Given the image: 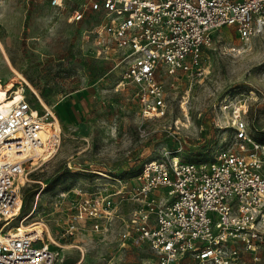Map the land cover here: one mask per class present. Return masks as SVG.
Returning a JSON list of instances; mask_svg holds the SVG:
<instances>
[{"label":"built area","instance_id":"built-area-1","mask_svg":"<svg viewBox=\"0 0 264 264\" xmlns=\"http://www.w3.org/2000/svg\"><path fill=\"white\" fill-rule=\"evenodd\" d=\"M41 1L63 8L67 0ZM71 1L72 23L103 14L89 37L106 50L124 51L123 79L149 120L168 114L160 74L173 85L183 75L191 81L204 75L210 68L206 51L224 27H235L245 44L264 33V0ZM0 85L8 83L1 79ZM218 111L229 118L233 136L212 160L166 156L146 163L136 186L117 180L116 191L78 190L75 219L110 233L118 207L129 203L133 209L117 238L122 246L147 245L155 254L151 264H247L245 253L255 255L264 243V144L252 134L245 100L226 99ZM50 115L30 102L26 87L0 96V264H61L50 241L20 229L23 219L12 226L22 212L19 180L31 156L42 147L54 152L57 135L43 138Z\"/></svg>","mask_w":264,"mask_h":264},{"label":"rangeland","instance_id":"rangeland-1","mask_svg":"<svg viewBox=\"0 0 264 264\" xmlns=\"http://www.w3.org/2000/svg\"><path fill=\"white\" fill-rule=\"evenodd\" d=\"M74 6L71 0L63 8L41 0H0V81L8 83L0 89L26 87L40 112L51 111L47 122L57 135L48 161L30 160L19 180L23 207L12 226L35 212L30 223L44 224L45 240L59 249L61 264H151L155 254L147 245L122 246L117 238L132 204L118 207L110 233L95 232L75 219L77 191H116L117 180L136 186L145 164L166 156L212 160L233 136L229 118L218 111L226 99L247 102L252 134L264 144V33L245 44L235 27H224L206 51L210 68L204 75L192 81L183 75L173 85L160 74L168 114L149 120L123 79L124 51L106 50L89 37L103 14L72 23ZM255 255L245 253L247 264H264V243Z\"/></svg>","mask_w":264,"mask_h":264},{"label":"bare ground","instance_id":"bare-ground-1","mask_svg":"<svg viewBox=\"0 0 264 264\" xmlns=\"http://www.w3.org/2000/svg\"><path fill=\"white\" fill-rule=\"evenodd\" d=\"M17 75H18V79L26 81V79L23 77V75L21 73L17 72ZM26 83H27V81H26ZM14 87H15V85L11 84L10 87H9L10 88L9 90H13ZM6 93H7L6 90L0 89V96L1 97L5 96ZM50 126H54V125L51 124V123H47L45 125V132L43 133V138H46L47 136H49L51 138L54 137V132L51 131L52 130L51 128H49ZM55 140H56V138H55ZM50 156L51 155L46 152V149L44 147H42L34 155L31 156L30 160H32V159H37V160L38 159H42V160H45L47 162L48 159L50 158ZM34 214H35V212H31L29 214L24 215L23 218H22L23 219L22 223L19 225V227H20L21 230L28 231L30 233H34L35 232L38 235L45 237L44 236L45 229H43L44 228L43 227L44 224L42 222L30 223V220L33 218ZM50 238L52 239L51 235H50Z\"/></svg>","mask_w":264,"mask_h":264}]
</instances>
